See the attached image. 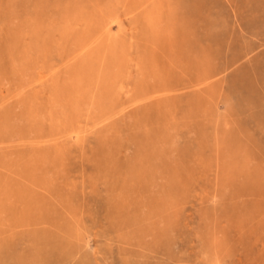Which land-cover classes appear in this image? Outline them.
<instances>
[{"label":"rangeland","instance_id":"obj_1","mask_svg":"<svg viewBox=\"0 0 264 264\" xmlns=\"http://www.w3.org/2000/svg\"><path fill=\"white\" fill-rule=\"evenodd\" d=\"M0 264H264V0H0Z\"/></svg>","mask_w":264,"mask_h":264},{"label":"bare ground","instance_id":"obj_2","mask_svg":"<svg viewBox=\"0 0 264 264\" xmlns=\"http://www.w3.org/2000/svg\"><path fill=\"white\" fill-rule=\"evenodd\" d=\"M137 8H138V7H137ZM112 21H114V19H113ZM109 22H110V21H109ZM111 23H112V22H111ZM107 28L109 29V28H111V27L109 26V27H107ZM101 29H102V27H101ZM106 30H107V29H106ZM151 60H152V58H151Z\"/></svg>","mask_w":264,"mask_h":264}]
</instances>
